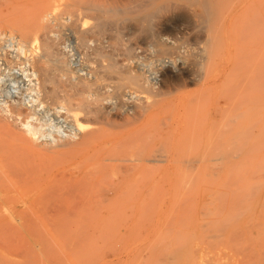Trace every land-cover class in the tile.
Segmentation results:
<instances>
[{
	"label": "rangeland",
	"instance_id": "rangeland-1",
	"mask_svg": "<svg viewBox=\"0 0 264 264\" xmlns=\"http://www.w3.org/2000/svg\"><path fill=\"white\" fill-rule=\"evenodd\" d=\"M126 1L124 0V3ZM134 2L137 1L134 0ZM117 3L122 5L123 0L120 2L118 0ZM165 5L166 9L153 19L152 26L142 24L144 28L139 26L135 20V22L127 21V25L131 26V30L128 32L123 28L127 25L121 26L122 22L119 21L116 26L114 25L115 30L112 31L113 26H111L109 31L112 32L108 33L109 31H107V34H104V38L110 36L107 38L108 40L102 39V43L105 44L102 46L104 45L106 51L113 52L114 59L118 64L128 62L125 59L124 47L131 45L134 59L130 61V65L145 71H148L150 67L157 69L156 82L165 94L158 98L151 90H146L139 93L138 103L154 104L155 101H158L157 99H160L162 104L159 107L162 108L153 111L151 116L156 114L153 119L149 117L143 122H135L137 127L134 125L133 130L131 129L133 126L128 127L123 133L127 134L129 130L131 132L128 136L126 135L125 140L122 135L118 136H122L123 139L122 137L118 138L117 135L114 139L112 136L111 140L123 145L124 150L121 146L117 147L121 148V152L127 154V157L121 156L123 153L120 152L121 155L116 154L118 149L112 145L116 146L117 144L114 141L111 144L110 140L107 142L110 136L101 133V140L104 142L105 139V142L110 143L104 142L105 147L110 145L107 148L99 146V143L103 144L100 140L96 144L100 148L97 153L102 152L106 158L104 160L102 154H100V158H97L98 161L99 159L104 160H100L102 164H105H103L104 166L100 164L101 162L97 163L94 156H91L92 159L89 156V160L86 155L91 151L89 152V147L86 146V150L82 148L85 153L81 151V155L78 154L79 156L77 155L76 158L74 156H60L61 158L57 156L60 161L61 159L65 161H62L61 164L57 160L61 167L56 164V168L60 167L62 170L54 168L56 171L58 170L54 171V174L53 170L50 171L51 174L47 172V166H51L55 160V158H50L51 161H48L50 164L47 162L48 165H46L47 171L46 168H42V170L44 169L42 174L40 168V176L38 175L40 179L38 177L35 179V176L39 174L35 170L34 172L37 174L34 176L33 172L35 180L32 178L34 181H31V184L28 182L30 186L26 182L27 180L23 179L28 186L25 185L24 189L22 187V191L19 187L21 184L16 188H10V190L6 188L10 194L8 197L5 188L1 189L0 195L3 193L6 197L1 195L0 207H7L10 206V203H14L11 206H15L18 213L24 209L23 212L26 210L31 219H27L25 216L20 219V216L14 220L13 217L12 220L11 217L5 220V217H1L0 264H264V0H166ZM91 22L90 20L89 23ZM117 27L119 29L121 27L120 31L122 30L123 33L118 31ZM163 27L170 29V32H163V38L176 37L178 39L179 37L177 41L179 55L176 56V53L172 54V57L170 55H155L154 51L157 48H155L154 37ZM120 34L123 37L119 42ZM65 35L60 37L59 50L65 55L64 58L68 60L71 68L77 71V69L85 67V58L81 56L82 48H78L80 45L77 44L74 36H69L72 35L71 33L67 32ZM114 36L117 39H113ZM9 44L7 49L11 48L10 52L14 50V55L15 48L10 41L7 45ZM93 44L89 42L88 46L93 47ZM166 44L170 45L167 41ZM183 51L184 53H182ZM162 58L168 62L164 66H158L159 59ZM148 60L150 62H146ZM8 70L9 72L4 70V74L0 75V103L18 101L25 105L27 103L28 106L34 103L33 106H35L37 103L34 101L37 93L34 90L36 95L31 92L34 82L29 84L25 75V73L29 74V71L24 73L22 69L20 71L19 67ZM172 76H179L180 81L176 86H173L171 82ZM4 90L7 93H4ZM133 104L137 105V102ZM108 105L112 106V104ZM37 109L35 117L39 118V123L44 124L43 126L40 124L43 127L42 130H46V132L48 130V137L54 136L53 138L45 136L47 141H54L57 136L54 134H58L57 138L59 136L69 137L72 128L71 124L63 120L61 116L64 111L48 110V112L45 107ZM141 127L142 129H139ZM146 127L153 129L149 128L147 134L146 129L148 128ZM57 130L60 132L58 133ZM137 131L140 132L137 133ZM155 132L158 134H154ZM140 134L142 135L140 136ZM152 134L155 135V138ZM106 135L107 137H105ZM138 136L142 142H139ZM146 137L148 138L146 139ZM130 138H132L131 141ZM135 139L137 144L134 145L139 146L138 148L133 145ZM146 142H149L148 145H145ZM127 146H134L138 152L135 150L132 152L131 150L134 148ZM101 148L104 149V152ZM97 153L96 157H98ZM137 153L138 158L135 155ZM108 155H111L109 159H107ZM68 157L70 162L66 160ZM84 158L86 163L88 162L86 166L91 168L87 169L85 165L80 166L81 161L84 162ZM142 159L143 163L140 162ZM126 160L130 162L127 161V163ZM76 161H79L80 165ZM138 162L140 163L139 169L136 167ZM131 163L136 165V170ZM77 165L83 171L82 174L77 175V178H68L62 175L64 173L59 174L61 171L63 172V169H65V173L70 172L66 170L73 171ZM52 166L54 167L53 164ZM102 166L103 168L100 170L99 168ZM126 169L130 171V177L129 179L121 177L124 179L122 180L124 182L122 191L125 194L129 193L132 197L131 205H126L122 200L112 205L108 201L109 205L106 200L110 198L108 193L113 187L112 185L116 184L117 175L122 174ZM77 170H79L78 167L75 172ZM88 170H90L89 173L86 172ZM161 170L163 171L161 172ZM100 171H103L101 172L103 174ZM45 172L49 173L47 175L49 179ZM159 173L162 177L158 175ZM56 174L61 176V180L58 181L56 178L52 181L50 177L55 178ZM58 175L56 177H59ZM85 175L89 180L83 178ZM28 176H24V178L27 179ZM31 177H29L30 180H32ZM65 177L68 180L71 179L68 185L69 189L71 185L73 188L71 187L70 192L76 189L72 196L67 193L69 189L67 190L66 186L62 187L67 180ZM80 177L83 178L81 181L84 183L80 181ZM37 180L42 185L39 184L38 187L33 185ZM43 180H45V185L42 183ZM50 180L56 184L53 185ZM77 180L81 182L80 186H78ZM143 180L145 181L142 183ZM21 182L24 184L22 180ZM46 182H49L53 188L51 189ZM158 184L159 187H156ZM43 185L50 189L46 187L48 191H45ZM88 185L91 194L89 191L87 192ZM153 185L154 187H151ZM60 186L65 189L62 190ZM27 187L26 190L29 192L25 190ZM57 188L60 189V193ZM78 188L83 192V195L84 192L85 195L89 193L88 198L87 195H84L86 197L84 200V197L78 193L81 191L77 192ZM40 190L44 194H39ZM12 191L13 193H11ZM123 192L122 195H125ZM65 193L72 197V201H69L71 198L70 196L67 198ZM60 194L65 197H61ZM104 194L106 197L103 198ZM22 195L24 196L22 197ZM45 195L49 200L45 199ZM57 195L60 196L58 197L60 201ZM77 196L81 199L83 197L84 204L90 202V205L88 203L83 208V204L76 203L83 202ZM94 196L98 198H94ZM34 197L37 198L35 201ZM152 197L154 198L152 199ZM102 198L104 201L106 200L105 203L101 200ZM62 200L68 201L65 203H68L66 209L69 212L77 211L81 217H84L85 214V221L81 218L63 221H51L45 217L37 219L36 215H41L42 210L44 214L52 212L54 210L52 207H56V202L59 204L63 202ZM47 201L49 202L48 208L52 205L50 209L46 208ZM46 202L47 204H45ZM70 202L76 203L75 207L80 204L82 209L75 208ZM54 203L55 206H53ZM104 204H107L108 208L103 209L106 206ZM113 205L115 207H111V209L110 206ZM88 208H90L91 214H86ZM78 209L87 210L85 213L83 210L82 215L79 214L81 210ZM9 210L6 213L13 211ZM101 210L103 214L108 212L109 215L113 214L112 217L95 218L94 220L93 214L102 213ZM88 214L90 217L92 216V220H86ZM114 214L118 216H116L117 219ZM32 216H36V219Z\"/></svg>",
	"mask_w": 264,
	"mask_h": 264
},
{
	"label": "bare ground",
	"instance_id": "bare-ground-1",
	"mask_svg": "<svg viewBox=\"0 0 264 264\" xmlns=\"http://www.w3.org/2000/svg\"><path fill=\"white\" fill-rule=\"evenodd\" d=\"M117 1L118 0H0V75L4 72V70H7L9 72L8 69L12 70L13 67H19L20 71L22 69V72H24V73H25V71H29V74L25 73V75L29 80V84L34 82L33 86L31 87V90H32L31 92L34 93V91H36L35 93H37L36 100L34 101L37 103L35 106H33L34 103L33 104L30 103L32 105L28 106L27 103L25 105V104H22L18 101H16V102L15 101H10V102H4L3 101V103H0V190L4 189V188H5L4 189L5 191H6V188H9V190H10V188L11 189L16 188L17 186H19L21 184L19 187H21V191H22L24 189L25 185L28 186V184L31 181H34L35 179L39 178L38 175L40 176V172H41L40 168H41V170H42V168H46V165H48L47 162L49 160L51 161L52 158H55L54 162H52L54 167L51 164V166L50 165H49V167L47 166L48 171H47V168L45 170L47 172H50L53 170L52 171V173H53L54 171H56L55 169L59 170V168L61 167V165H59L58 163L60 162L62 164V161H65L63 159H61V161H60V159H59V158H61L60 156H74V158H76V156L78 154L81 155V153H80L81 151L83 153H85V150L87 148L86 146H88L90 149V150L88 149V151L89 152L91 151L90 154L86 151V154L88 153L86 156L87 157L94 156L97 163L101 162L100 160H102V159H99V161H98L97 158H100L99 156H100V154H102V152H100V154L97 153L100 148H98V145H96L98 140H100L103 144L105 142V139H104V142L101 140L102 139L100 137L101 133L108 134L111 137V138L109 137V139L107 141V142H109V140H110L111 144L114 141V140H111L112 136L115 139V137H117L118 135H122L124 137V139L122 136H120V137L118 136V138L122 137V139L125 140L127 138L128 134L131 132L129 130V133H127V134L123 133V132H126L128 127L131 128L133 126V128H131L133 130L135 128L134 127V125L136 124L135 122H138V121L143 122L147 118H149V117L151 118L152 117L151 114L154 113L153 111L158 110V108H159V110L162 108V107L161 108L159 107L162 104V100H160V99H157L158 101H155L154 104L153 103L149 104V102H139L138 103V101H139L138 95H139V93H141L143 91L151 90L155 94V96H157L158 98L165 94L160 89V87H158V83L156 82V76H157V72H158L157 69L155 67L154 68L150 67V69L148 71H145L142 68H141L142 70L138 69V68L136 69L132 65H130L131 64L130 61H132L134 59V53H133L131 45L124 47L125 48V50H124L125 59L128 62L125 64H118L117 60L114 59V56L112 54L113 52H111V51L109 52V51H106V49H104L105 44L102 43V39L105 36L104 34L110 30L111 26H113V28H111L112 31L115 30L114 25L116 26V24H118L117 22H119V21L122 22V23L120 22L122 25L119 24L121 26H123L124 24L127 25L128 24L127 21L130 22V21H134V20L138 23L139 26L140 25L142 27L147 26V25L149 27H150V25L152 26L153 19L155 17L157 18V16L162 11H164L166 9V5H165L166 0H136L137 2H134V0L133 1L127 0L125 3L123 0L122 5H121V3L120 4L117 3ZM119 2H120V0H119ZM90 20L92 21L91 23H89ZM142 24H145V25L143 26ZM123 28L128 30V32L131 30V26H129V25H127ZM120 29H121V27H120ZM120 29L118 31H120ZM169 30H170L169 28L163 27L162 30H160L155 35V37H154L156 40L155 41V46H156L155 48H157V49H155V51L153 50L154 53H156L155 55H160V56H162V55L163 56H165V55L169 56L170 55L171 57H172V54L175 55L174 53H176V56L179 55L180 50L178 49V46H177L178 45L177 41H178L179 37L177 39L176 37H165V38H163V36H162L163 32H166ZM112 31H109L108 33L112 32ZM67 32L72 34L69 36L75 37V39L77 40V44L80 45V46H78V48L79 47L82 48V49L81 48L80 49L82 50L81 52H83V53H81L82 55L81 54L80 55L83 56L82 58H85L84 59L85 67L83 66L80 69H77V71H74L75 69L73 70L71 68L70 64L68 63V60L64 58L65 55H63L59 50V46H61L60 45V37L62 35L64 36L65 34H67ZM120 32L123 33L122 30ZM121 35L122 34H120V36ZM117 36L119 37V34H117ZM65 37H66V35H65ZM108 37H110V36H108ZM122 37L123 36H121L120 39L118 38V41L119 40L121 41ZM107 38H104V39H107ZM114 38H116V36H114L113 39ZM126 39L128 40V38H126ZM9 41L12 43L11 45L15 48L14 55H13L14 50L12 52H10L12 49L11 48H9V50L7 49L8 46H10V44L7 45V43H9ZM166 41L170 45L166 44ZM89 42L94 43L93 44L94 46L93 47L88 46ZM102 44H104V45L102 46ZM132 46H133V44H132ZM76 48H77V46H76ZM62 50H63V48H62ZM182 53H184V51ZM152 57H153V55H152ZM136 60H137V58H136ZM149 60L146 62H150ZM165 60L163 58L159 59V63L157 62L158 66H164L165 63L168 62ZM84 62H82V64ZM141 62H143V61H141ZM143 63H145V62H143ZM11 70H10V72H11ZM8 75H9V73H8ZM159 76H160V74H159ZM170 79H171V82L173 83V86L174 85L176 86L180 81L179 76L178 77L172 76ZM16 80H17V78H16ZM29 87L30 86H28V88ZM4 93H7V92L5 91ZM35 93H34V95H36ZM4 98H6V97H4ZM31 100H32V98H31ZM6 101H8V100L6 99ZM134 102H137V105H134L133 104ZM107 104H112V106L111 105H110L111 107L109 105L107 106ZM38 107L39 108L45 107V108H47V111L48 110L49 111L50 110H52V111L53 110H55V111L61 110L62 112L64 111L63 114H61V116L63 117V120L68 121L69 124H71V128H72L71 129L72 133L68 132V133H70L69 137L64 136L65 138L64 137L62 138L59 136V138H57L58 134H54V135H57L56 139L54 141H47L46 138L48 137V134H49L48 130H47V132H46V130L43 131L42 126L44 124L42 125L41 123H39V118L35 117L36 116V109ZM155 115H153V117H155ZM153 117H152V119H153ZM45 120H46V118H45ZM52 123H54V122L52 121ZM48 125L49 124H47V126ZM49 128H51V127H49ZM146 128H148V127H146ZM149 128L151 129V127H149ZM149 128L146 129L147 134L149 133L148 132V130H150ZM139 129H142V127ZM139 129H136V130H139ZM161 130H160V133H161ZM141 131H143V130H141ZM156 131H157V129H156ZM57 132H58V130H57ZM139 132L137 131V133H139ZM68 133H66V136H68ZM154 134H158V133L155 132ZM154 134H152V135L155 138ZM132 135H133V133H132ZM141 135L142 134H140V136ZM45 136H47V137H45ZM157 136H160V135H157ZM50 137H48V138H50ZM53 137H51V138H53ZM105 137H107V135ZM147 138L148 137H146V139ZM128 139H129V137H128ZM131 139L132 138H130V141H131ZM139 139L140 138L138 136V140ZM158 139H160V138L158 137ZM107 142H105V143H107ZM139 142H142V140H139ZM115 143L117 145L115 146V144H114L112 146H114L115 148L118 149V147L121 146V145H119L120 142H115ZM148 143L145 145H148ZM103 144L99 143V146L102 145V146H104V148H107L110 146V145L109 146L107 145V147H105L106 144H104V145ZM107 144H110V143H107ZM134 144H137L136 139H135V142L133 143V145ZM134 146L136 147L137 145H134ZM134 146L133 147L129 146V147L134 148ZM114 147H111V148H114ZM122 147H123V145L121 146V148ZM127 147H126V149L129 148V147L128 148ZM138 147H136V148H138ZM82 148H84L85 150H82ZM121 148L118 149V153H116V154L121 155L120 153H123L121 156L125 155L124 157H127L128 156L127 154H125L124 152H121L122 150H124L123 149L124 147L122 148V150H121ZM136 148L132 149L131 151L133 152ZM145 148H144V150H145ZM101 150L103 151L104 149L101 148ZM137 150H135V151H137ZM96 153L98 154L97 155L98 157L95 156ZM116 154H114V155L117 156ZM140 154H142V153H140ZM135 155H137L136 157L138 158V153ZM57 156H59V158ZM102 156H103V154H102ZM110 156L108 155L107 159H109ZM132 156L134 157V154ZM90 157H89V160H90ZM124 157H123V159H124ZM92 158L93 157H91V159ZM141 158H142V156H141ZM147 158H149V157H147ZM80 159H82V158H80ZM57 160L59 162H57ZM66 160H68L70 162L69 157ZM83 160H84L85 164L83 161H81V163L79 161H76V162H77V164L79 162L81 165L80 164H78V165H80L81 167H82V165L86 166V164L88 162L86 163L85 158ZM104 160H106V158ZM104 160H102V161H104ZM111 160H112V158H111ZM134 160H135V158H134ZM136 160L139 161L138 159H136ZM127 161L128 160H126V162ZM142 161H143V159L140 162H142ZM160 161H158V162H160ZM128 162H130V161H128ZM48 163L50 164V162H48ZM111 163H113V162H111ZM144 163H146V162H144ZM56 164H57V166L59 165L60 167L56 168L57 167ZM100 164L103 165L104 163L102 164V162H101ZM108 164H109V166H112V165H110V163H107V165ZM133 164L131 163L132 167L135 168V170L137 169L136 167H138V169H139V167H140L139 162H138V164H136L138 166L135 165L136 167ZM37 165L39 166L38 167L39 169L37 168ZM66 165H68V164H66ZM78 165L76 167L73 166V167H75V170L77 167L79 168V170H77V172H75V170L71 171V169H70V170H66V171H70V172L65 173L64 172L65 169H63V172L61 171L59 174L64 173L62 175L66 176L68 178L69 177L77 178V175H80L83 172V171H81L82 168H80ZM90 166H91V164H90ZM103 166L100 167L99 169L101 170V168H103ZM52 167H53V169H52ZM62 167L64 168L63 165H62ZM93 167L95 168V166H92V168ZM89 168H91V167H89ZM89 168L87 167V169H89ZM72 169H74V168H72ZM96 169H97V171H99V169L97 167H96ZM106 169H108V168H106ZM34 170L36 172L40 171L39 174L34 172ZM90 170H92V169H90ZM90 170H88L86 172L89 173ZM147 170H148V168H147ZM163 170H164V165H163ZM163 170H161V172ZM43 171H44V169L41 172L42 174H43ZM101 172H103V171H100V173ZM104 173H105V170H104ZM129 173H130V171L128 169H126L125 171H123L122 174L117 175L116 184L112 183L113 187L111 188V190L108 193L110 198H107V199L105 198L107 200V202L108 201L111 202V205L115 204V203H119L120 200L124 201V203L126 205H131L132 197L129 195V193L125 194L122 191V187L124 185V182L122 180H124V179L121 178V177H124L126 179H129V177H130ZM33 174H34V176L37 174L35 176L36 177L35 179L33 178ZM45 174H46V177H47V175H49V173L47 174L46 172H45ZM50 174H51V172H50ZM101 174H103V173H101ZM28 175H30V176H28ZM56 175H58V174H56ZM56 175H55V178L50 177V179L52 181L56 178L58 181L61 180V176L58 175L60 177V179H58L59 177H56ZM158 175H160V173ZM24 176H28L27 179H25ZM94 176H95V174H94ZM94 176H93V178H94ZM107 176H109V174H107ZM147 176H148V174H147ZM29 177H31V179L33 178L34 180L33 179L30 180ZM66 177H65V179H67ZM82 177H80L81 179L79 178L80 181L83 180V178L84 179L87 178L86 175H85V177H83V178ZM47 178L49 179V177H47ZM23 179L27 180L26 182L27 183L29 182V183L25 184ZM21 180L24 182V184H22ZM62 180H63V178H62ZM52 181H51V183H53ZM69 181H71V179L65 180L66 183H64V184L63 183H60V184H63L62 187L66 186V189L68 190L69 189V185H68ZM72 181H73V179H72ZM80 181H78V186H80L79 183L82 182V181L81 182ZM144 181L145 180H143L142 183ZM159 181H161V179H159ZM35 182H36L35 184H33V182H32V184L35 186L40 184V183H38L39 180H37ZM105 182H106V180H105ZM152 182H153V180H152ZM156 182L157 181L155 180V183ZM42 183L44 184L45 180H43ZM82 183H84V182H82ZM30 184H29V186H30ZM47 184L49 185V182ZM55 184L53 183V185H55ZM96 184H98V183H96ZM152 184H154V183H152ZM22 185H24V186H22ZM40 185H42V184H40ZM76 185H74V186L77 187ZM93 185H94V183H93ZM67 186H68V188H67ZM157 186L159 187V184L156 185V187ZM22 187H23V189H22ZM44 187L43 188L45 189V191L47 190V188L48 189L53 188L50 185H49L50 188L47 186H44ZM60 187H58V188H60ZM71 187L73 188V185L70 186V189H72ZM85 187H86V185H85ZM88 187H89V185H88ZM131 187H133V186H131ZM151 187H154V185ZM39 188H41V187H39ZM91 188H92V186H91ZM95 188H96V186H95ZM26 189H28V187L25 188V190ZM34 189L39 190L37 188H34ZM34 189H33V191H34ZM44 189H43V191H44ZM64 189H65V187L62 188V190H64ZM70 189H69V192H70ZM132 189H134V188H132ZM74 190H76V189H74ZM74 190L70 193L67 191V193L71 194V196H72V193L74 192ZM79 190L80 189L78 188L77 192ZM90 190L91 189L89 187L87 189V192L89 191V193H90ZM127 190H128V186H127ZM26 191L29 192L28 190H26ZM59 191H60V189H58V193H60ZM134 191H135V189H134ZM41 192H42V190H40L39 194H41V195L44 194ZM122 192L125 195H122ZM5 193L8 194V191H6ZM9 193H10V191H9ZM11 193H13V191ZM34 193H35V191H34ZM37 193H38V191H37ZM78 193H80V195H82L83 197L85 195V192L83 195L82 191L78 192ZM97 193H98V191H97ZM31 194H29V195H31ZM63 194H64V192H63ZM68 194L65 193L67 198H69V196H70V195L68 196ZM88 194L86 193L87 198H88ZM1 195H2V197H6V196L9 197L10 194L4 196L2 193ZM1 195H0V197H1ZM46 195H45V199L47 197ZM65 195L64 196L61 195V197H65ZM92 195H90V196L92 197ZM100 195H101V193H100ZM13 196H14V194H13ZM23 196L24 195H22V197ZM71 196H70L71 200H69V201H72ZM104 196H105V194L103 195V198H104ZM58 197H60V196L57 195V198ZM83 197H82V199L80 197H78V199L80 198L81 200H83ZM95 197H97V196H94V198ZM35 198L36 197L33 198L34 201L37 199V198L36 199ZM67 198H65V199H67ZM85 198L86 197H84V200H85ZM99 198H100V196H99ZM103 198L101 200H103V202L105 203L106 200L104 201ZM148 198L150 199V197H148ZM153 198L154 197H152V199ZM6 199H8V198H6ZM11 199H14V198L11 197ZM11 199H8V200H11ZM17 199H19V198H17ZM46 200H49V199H46ZM58 200H59V198H58ZM84 200L82 203L79 200H78L79 202H76L74 200H73V202L83 204L82 207L84 205H88V203L90 205V202H86L87 204H84V202H85ZM92 200H91V202H92ZM38 201L40 202V200H38ZM55 201H56V199H55ZM47 202L45 204H47ZM65 202H68V201H63L59 204L56 202V207H52V205L50 203L52 209L54 208V210L52 212L49 210L50 212L48 211L49 213H46V214H44V211L42 210L43 215L42 214L36 215L37 219L39 217H45V219H51V221L52 220H62L63 221L66 219L67 220L68 219L78 220L79 218H81V219H84L83 221H85V218H84L85 214L84 215L82 214V211L84 209L81 210L82 208H81L80 204H79L80 207H78L79 205H77V207H75L76 203L70 202V203H72L71 205L75 204L74 205L75 208H81L80 209L81 211L78 209L81 212L79 214H82L84 217H81L80 215H78L77 211L75 213H73V211L69 212L68 209H66L68 203H65ZM3 203H6V202L3 201ZM155 203H157V202H155ZM13 204L10 203V206ZM38 204H40V203H38ZM143 204H145V203H143ZM152 204H154V203H152ZM152 204H150V205H152ZM109 205H110V203H109ZM10 206H7V207L4 206L3 208H1L2 206L0 207V219H1V217H5L4 219L6 220V218L11 217V220H12V217H13V220H14V219H17V217L20 218V216H21L20 219H22V216H25L27 219L28 218L31 219V217L29 216V214L27 213L26 210H25V212H23L24 211V209H23V211L21 213H18L17 208H15V206L14 207L11 206V208H8ZM48 206H49V202H48V205L46 208L50 209L51 207L48 208ZM53 206H55V203L53 204ZM104 206L105 207L103 209H105L106 207L108 208L107 204H104ZM118 206H120V205H118ZM74 207H72V209ZM88 207H90V206H88ZM97 207H98V205H97ZM111 207H115V206L113 205V206H110V208ZM75 208H74V210H75ZM90 208H88L89 212L86 211L87 210L86 209V210H84L83 213H85V211H86V214L87 213L91 214L90 213L91 211L89 210ZM99 208H100V206H99ZM128 208H130V207L128 206ZM128 208H126V209L128 210ZM150 208H151V206H150ZM9 209H11L13 211H11V213L10 212L6 213V211L7 212L10 211ZM113 210H114V208H113ZM96 211H98L97 208H96ZM93 213H95V212L93 211ZM108 213L103 214V211H102V213H97L96 215L93 214V218L95 220V218L96 219H103V218L112 217L111 215H113V214L109 215ZM19 214H21V215H19ZM89 214L87 215L86 220L87 219L88 220L93 219V218H91L92 216L91 217L89 216ZM31 215H32V213H31ZM114 216H115V214H114ZM35 217L32 216V218L36 219ZM117 217H116V219H117ZM119 217H121V216H119ZM142 219H143V217H142Z\"/></svg>",
	"mask_w": 264,
	"mask_h": 264
}]
</instances>
